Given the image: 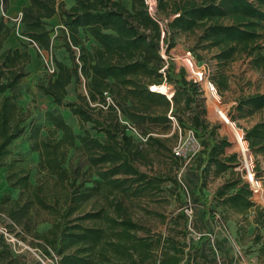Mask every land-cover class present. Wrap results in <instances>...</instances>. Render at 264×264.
Listing matches in <instances>:
<instances>
[{"label": "trees", "instance_id": "obj_1", "mask_svg": "<svg viewBox=\"0 0 264 264\" xmlns=\"http://www.w3.org/2000/svg\"><path fill=\"white\" fill-rule=\"evenodd\" d=\"M69 2L26 0L16 27L6 17L10 0H0V168L6 169L7 187L18 190L19 195L34 189L24 170H15L12 162L5 161L11 143L25 132L20 125L24 118L19 119L23 110L18 101L22 93L21 81L29 74L26 67L31 65L33 56L42 58L39 51L48 53L51 50L54 71L48 73L44 68L47 80L35 84L38 93L49 98L50 104L55 106L45 110L42 116L51 129L43 137L41 125L30 122L26 140L29 149L38 154V167L54 176L60 185L66 181H70L69 186L75 185L70 171L63 166L70 150L81 151L89 168L96 169L75 185L74 203L85 202L102 190L111 195L118 189L125 192L127 182L135 185V195L156 190L164 181L173 184L178 198L181 189L187 194L176 177L148 179L135 165L141 157L140 140L160 145L151 137L152 127L168 125L171 120L167 113L172 110L179 126L189 129L200 142V150L193 155L198 164L197 183L190 193L202 207L203 224L213 219L212 212L218 205L237 213L255 208V222L264 225L262 212L241 179L227 181L217 189L212 198L216 205L202 193L204 174L209 171L221 174L233 169L236 154H227L229 141L219 138L215 127L203 120L204 111L197 99L201 92L186 79L184 70L167 61L166 68L161 71L165 62L159 54L160 29L148 15L143 1ZM169 6L171 9L167 11L166 1L158 0L159 14L170 12L174 15L167 24L171 38L199 31L197 43L202 50L217 49L214 58L219 67L244 54L252 58V67L264 71V55L259 44L264 38V0H202ZM54 17L58 20L56 29L51 22ZM15 27L19 47H5ZM54 37L57 39L53 40ZM24 38L27 43L22 40ZM28 46H33L35 51L28 50ZM171 47L169 44L168 49ZM64 55L65 59L59 58ZM213 76L209 75L210 81L219 92L228 88L222 72L217 71ZM163 82L174 90L171 100L149 90L150 86ZM70 88L75 95L73 100L67 98ZM58 109L68 111L77 120L81 133H74ZM177 110L188 111L190 121L181 120L176 115ZM234 110L248 114L264 110V94L240 97ZM243 132L249 149L255 154H264V121ZM93 133L103 137H94ZM172 159L178 165V158L172 156ZM88 182L91 185L85 186ZM112 205L114 216L103 209L80 213L82 215L76 220H90L92 226L82 223L69 226L67 218L76 207L67 205L56 225L36 235L45 247V256H59V264H195L194 253L203 247L206 238L200 237L196 245L191 239L188 244L171 242L156 256L154 243L135 236L137 224L124 214L122 200ZM0 211L17 226H23L22 219L29 215L25 204L21 205L19 199H10L8 195L0 197ZM180 217L187 222L183 212ZM185 248L188 251L185 252ZM2 253L0 251V256Z\"/></svg>", "mask_w": 264, "mask_h": 264}, {"label": "rangeland", "instance_id": "obj_2", "mask_svg": "<svg viewBox=\"0 0 264 264\" xmlns=\"http://www.w3.org/2000/svg\"><path fill=\"white\" fill-rule=\"evenodd\" d=\"M165 1L168 5L167 11H170L169 5L171 4H182L188 1L199 3L202 0ZM167 13L169 14L167 15ZM167 13L161 12L159 14L165 24H168L174 17L173 13ZM10 23H14L17 27L15 21ZM16 27L12 32L11 42L5 47L19 43ZM56 32L55 30L54 34ZM164 34V45L172 44V47L167 52L164 47L163 55L166 57V61L175 62L177 57H181L188 51L200 71L207 72L211 76L217 75V71H219L226 76L228 83L226 90L219 92L217 86H215L218 92L219 104L215 101L211 103L202 93L197 96V99L202 104L199 107H201V111H204L202 118L205 123L210 127H215V132L219 138L229 141L230 147L226 150L227 154H235L236 145L233 136L237 135V131L239 133L243 132L256 123L264 121V110L253 114L239 113L234 110V106L240 97L256 93L264 94V71L252 67V58L244 54L240 55L236 60L219 67L214 58L217 49L202 50L197 43V38L200 35L199 31L189 34L181 33L172 38L168 30ZM55 39L57 37L53 38V40ZM22 40L27 43L25 38ZM259 44L262 47L260 52L264 55V38L259 40ZM28 50L35 51L33 46H28ZM60 57L62 59L66 58L65 55ZM26 70L29 71V74L21 81L22 93L18 101V106L23 110L19 119L24 118L20 125L24 126L25 132L9 146L10 154L5 162H12L15 170H24L34 189L19 195L18 190L7 187L5 180L6 169L0 168V197L8 195L10 199H19L21 205L25 204L27 206L29 214L22 219L23 223L21 224L23 226H17L5 216L4 211H0V251L3 252L0 256V264H59V256L55 254H52V258L45 256L43 251L45 247L41 244V240L36 238V235L45 233L56 225L60 221V215L67 205L76 207L75 211L67 218L69 226L76 223L92 226L93 223L90 220L81 222L76 220L79 215H82L80 213L103 209L114 216L112 204L117 200H122V205L125 208L124 214L137 224L138 228L134 231L135 236L154 243L153 250L156 256L159 255L161 248L167 249L171 242L180 241L188 244L189 239H191L193 244L196 245L199 238L204 237L207 241L201 249L194 253L195 264H264V225H259L257 234L252 240L246 235L245 238L238 240L231 236L229 228L224 221L240 215L244 219L255 217V208L244 213H237L217 205L214 212H212L213 219L211 220L220 224L219 233L204 230L201 221L202 207L190 193L197 183L198 164L194 160L193 155L200 150V142L194 138L193 134L192 138L188 135L189 129H183L179 126L177 117L172 116V110H169L167 116L169 119L173 117L174 120L170 119L171 121H169L168 125L152 127L151 137L157 139L160 145L152 141L145 144L144 141L140 140L143 145L141 157L137 158L135 165L140 171L144 172L148 179L154 176L176 177L187 190V194L182 193L181 189L179 191L181 196L178 198L173 184L170 181H164L156 190L145 191L140 195H135L133 193L135 185L127 182L125 184V192L118 189L111 195L107 193V190H102L98 194L91 195L85 202L74 203L75 195L73 191L75 185L83 182L87 178V173H93L96 169H90L86 163V156L81 151L75 150H70L67 153L63 165L70 171V178L75 180L74 186H69L70 181L60 185L56 182L54 176L49 175L38 167V154L29 149V143L26 140L28 127L30 122L41 125V135L46 137V131L51 129V125L46 123L42 116L45 110L55 106L50 104L49 98L40 95L35 88L37 82L46 81L48 78L43 72V59L36 58L31 65L26 67ZM67 98L69 100L75 99L72 88H70ZM107 100L110 101L109 98ZM177 109H181V107H177ZM220 110L234 124L233 129H229L220 118L217 112ZM58 111L64 116L66 122L72 126L74 133H81L77 120L70 116L68 111L64 109H58ZM222 111H220L221 114H223ZM176 115L184 122L190 121L191 116L188 111L177 110ZM92 135L99 138L103 137L100 134L93 133ZM134 141L137 143L139 140ZM176 146L182 147L181 155L177 156L178 165H175L172 159V156L174 157L173 149ZM252 153L255 172L260 180L261 190L257 196H252L251 199L262 212V218H264V154ZM92 179L97 178L92 176ZM237 179H241V176L236 166L221 174L209 171L204 174L202 193L210 203L216 205L212 198L217 189L227 181ZM90 185V182L85 184V186ZM2 209L5 210L6 206H3ZM185 211L187 213L191 212L189 213L190 216ZM181 212L186 215V223L180 217ZM231 222L229 221L228 223L231 224ZM47 251L51 253L49 248H47ZM186 251H188L187 248H185ZM235 254L236 260L231 258ZM253 256L256 261L250 260ZM241 259L245 260L246 263Z\"/></svg>", "mask_w": 264, "mask_h": 264}, {"label": "built area", "instance_id": "obj_3", "mask_svg": "<svg viewBox=\"0 0 264 264\" xmlns=\"http://www.w3.org/2000/svg\"><path fill=\"white\" fill-rule=\"evenodd\" d=\"M142 1L146 8L148 15L153 21H155L158 24L159 29H160L159 54L165 62V66L161 70L163 71L167 65L166 57H164L163 55L164 47L166 48V52L168 51L167 50L168 45L166 44L164 45L163 43L164 35H165L164 32L168 30L167 24H165L162 17L158 13V0H142ZM20 18H21V13L18 15V18L15 19V22L19 23ZM39 53L42 55L45 70L48 73H53L54 66L52 63L51 50L48 53H41L40 51ZM174 63L176 67H180L184 70L186 79L192 82L193 84H195L199 88V91L203 95H205V97L208 98V100L211 103L215 101L217 104H219L218 92H217L216 87L210 81L209 73L200 71V68L196 66L195 62L193 61L191 57V54L188 51H186L183 55H181V57H177ZM164 85L167 88L165 91L162 92L160 88L161 86H164ZM149 90L151 92L164 95L168 100H171L174 94V90L171 87H169L168 84H166V82H163L161 85H152L149 87ZM220 111H217V112L220 114ZM170 119L174 120L173 117H171ZM129 128L130 130L135 132V129L133 127H129ZM192 134L193 133L189 130L188 135L191 138H192ZM238 134L240 135V138L234 137V143L236 145V149H235L236 167L238 171L240 172L242 181L245 184H247L248 188L250 189L252 193V196L255 197L259 194L261 190V184L255 172L254 156H253L252 151L249 149L247 142L244 139V132H240V133L238 132ZM181 152H182V147L180 146H176L173 149V154L176 157L180 156ZM185 212L188 216H190L189 213L191 212L189 213H187V211Z\"/></svg>", "mask_w": 264, "mask_h": 264}, {"label": "crops", "instance_id": "obj_4", "mask_svg": "<svg viewBox=\"0 0 264 264\" xmlns=\"http://www.w3.org/2000/svg\"><path fill=\"white\" fill-rule=\"evenodd\" d=\"M66 3H70L69 0H65ZM26 4V0H10L9 3V9L7 12V16L9 19H11L12 21H15V19L18 18V15L21 13V8L23 7V5ZM14 15V16H13ZM51 22L55 25V28L58 26V20L56 17H54ZM17 27H18V23L16 22ZM13 36V34H12ZM12 36L8 39V41L6 42L7 44H9L11 42V38ZM12 47H19V43H17V45H13ZM36 60V57H32L31 59V63ZM249 211V210H248ZM251 213V212H250ZM227 227L229 228V231L231 233V236L235 239H242L245 238V235L250 238L251 240L256 236L257 234V229L259 228V225L255 222V217H251V218H241V215L239 217H233V219H227L224 220ZM232 221L231 224H229L228 222ZM203 228L205 231L207 232H214V233H219L220 230L219 226L220 224L217 221H213V220H209L207 221V225L203 224ZM247 238V239H248ZM231 258H233L234 260H236V254L232 255ZM255 257L253 256L250 260H255ZM244 263L245 260L241 259Z\"/></svg>", "mask_w": 264, "mask_h": 264}, {"label": "bare ground", "instance_id": "obj_5", "mask_svg": "<svg viewBox=\"0 0 264 264\" xmlns=\"http://www.w3.org/2000/svg\"><path fill=\"white\" fill-rule=\"evenodd\" d=\"M166 86L164 85V86H161V88H160V90L163 92V91H165L166 90ZM219 114V113H218ZM219 116H220V118L223 120V122L226 124V126L229 128V129H233L234 128V126H233V124L231 123V121H229V119L225 116V115H223V114H219ZM233 137H237V138H240V135L238 134V132H237V135H235V136H233Z\"/></svg>", "mask_w": 264, "mask_h": 264}]
</instances>
